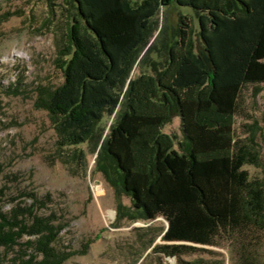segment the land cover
<instances>
[{"label": "trees", "instance_id": "trees-1", "mask_svg": "<svg viewBox=\"0 0 264 264\" xmlns=\"http://www.w3.org/2000/svg\"><path fill=\"white\" fill-rule=\"evenodd\" d=\"M70 1L63 81L41 87L37 99L57 147L80 163L81 147L94 151L114 116L98 170L138 217L166 221L156 252L183 264L185 255L231 243L239 264H260L252 242L264 231V182L245 167L258 166L261 154L235 124L244 90L264 86V0ZM162 10L174 11L175 29L154 42L127 85ZM175 117L184 138L177 147L165 131ZM32 210H0V264L66 258L55 247L59 229Z\"/></svg>", "mask_w": 264, "mask_h": 264}, {"label": "rangeland", "instance_id": "rangeland-1", "mask_svg": "<svg viewBox=\"0 0 264 264\" xmlns=\"http://www.w3.org/2000/svg\"><path fill=\"white\" fill-rule=\"evenodd\" d=\"M71 11L70 0H0V210L19 206L50 218L48 223L59 229L55 247L66 254L59 264H181L156 252L164 243L166 221L138 217L130 198L98 170L100 149L115 117L103 122L106 131L94 151L81 147L85 160L79 163L73 150L57 147L49 114L37 108L40 88L63 81L58 64L65 58ZM175 25L174 11L162 10L127 85L144 54ZM244 99V117L236 118L235 132L259 150L258 166L245 168L264 182V86H248ZM165 131L176 137V147L184 141L180 118H173ZM254 238L253 253L264 264V231ZM181 260L239 264V255L236 246L223 243Z\"/></svg>", "mask_w": 264, "mask_h": 264}]
</instances>
